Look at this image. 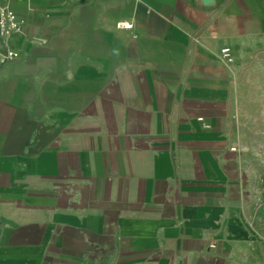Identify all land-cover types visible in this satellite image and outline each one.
<instances>
[{
  "label": "crops",
  "instance_id": "0c3cea01",
  "mask_svg": "<svg viewBox=\"0 0 264 264\" xmlns=\"http://www.w3.org/2000/svg\"><path fill=\"white\" fill-rule=\"evenodd\" d=\"M8 4L0 264H264V0Z\"/></svg>",
  "mask_w": 264,
  "mask_h": 264
},
{
  "label": "built area",
  "instance_id": "2783aa9c",
  "mask_svg": "<svg viewBox=\"0 0 264 264\" xmlns=\"http://www.w3.org/2000/svg\"><path fill=\"white\" fill-rule=\"evenodd\" d=\"M9 0H0V51L3 54L1 62H8L18 58L19 52L11 44V37L21 31L22 21H20L8 4ZM118 26L121 28H131L132 23L129 21H120ZM223 56L231 60L232 50L230 46L222 48Z\"/></svg>",
  "mask_w": 264,
  "mask_h": 264
},
{
  "label": "rangeland",
  "instance_id": "374dc122",
  "mask_svg": "<svg viewBox=\"0 0 264 264\" xmlns=\"http://www.w3.org/2000/svg\"><path fill=\"white\" fill-rule=\"evenodd\" d=\"M246 14V13H245ZM249 14V13H247ZM246 14V16H247ZM259 143L257 149H259L257 151V158H256V164H258L260 162V164H264V140L261 141H257Z\"/></svg>",
  "mask_w": 264,
  "mask_h": 264
}]
</instances>
